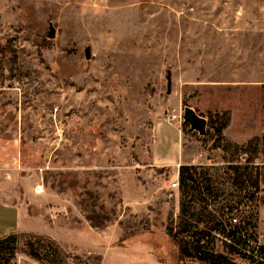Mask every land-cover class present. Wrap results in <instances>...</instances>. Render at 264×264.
<instances>
[{
  "label": "rangeland",
  "instance_id": "374dc122",
  "mask_svg": "<svg viewBox=\"0 0 264 264\" xmlns=\"http://www.w3.org/2000/svg\"><path fill=\"white\" fill-rule=\"evenodd\" d=\"M224 110L226 141L258 138V189L215 145ZM263 137L264 0H0V206L27 210L17 232L55 239L66 264H183L170 230L264 244ZM182 164L199 172L184 193Z\"/></svg>",
  "mask_w": 264,
  "mask_h": 264
},
{
  "label": "trees",
  "instance_id": "16d2710c",
  "mask_svg": "<svg viewBox=\"0 0 264 264\" xmlns=\"http://www.w3.org/2000/svg\"><path fill=\"white\" fill-rule=\"evenodd\" d=\"M183 103L185 105V100H183ZM230 121V110L216 112L210 118L209 122L214 128L213 138L215 139V145L223 151L230 153L231 158L228 161L231 163L228 168L234 182L241 185L250 184L258 189L261 173L257 167L251 164L253 159L260 153L258 138H251L242 145L229 140L226 141L223 131L228 127ZM184 124L186 125L187 123L184 122ZM254 142H256V145L251 149ZM234 149H237L240 155H245V162L232 164L235 161L233 156ZM178 179L184 193L189 183H193L194 186L197 183L199 179L198 166L195 164L180 165ZM168 233L179 248L183 264H264V244L257 243L254 238L252 239L255 244H251L249 242L251 240L244 232H235L234 230L220 232L223 234V237L220 238L221 244L217 248L215 246L210 247L207 240L205 242L204 239H206L205 237L209 232L207 234H205L206 232H202L203 235L200 236L190 234L188 238H177L172 234V230ZM21 242L24 243L25 249L20 248ZM39 247H47L56 254L55 262H52L53 264H66L68 256L55 239L45 234L28 231H15L0 236V264H13L17 253L20 251L40 264H49V255L42 254Z\"/></svg>",
  "mask_w": 264,
  "mask_h": 264
},
{
  "label": "water",
  "instance_id": "95a60500",
  "mask_svg": "<svg viewBox=\"0 0 264 264\" xmlns=\"http://www.w3.org/2000/svg\"><path fill=\"white\" fill-rule=\"evenodd\" d=\"M49 36L50 37L55 36L54 26H51ZM85 52H86V57L90 58L91 47L88 46ZM183 119H184V122L189 125V130L191 132H197L201 136H204L207 134L208 119L205 116L201 115L195 108L189 105L187 106L185 105ZM263 141H264V137H263ZM263 152H264V145H263Z\"/></svg>",
  "mask_w": 264,
  "mask_h": 264
},
{
  "label": "crops",
  "instance_id": "0c3cea01",
  "mask_svg": "<svg viewBox=\"0 0 264 264\" xmlns=\"http://www.w3.org/2000/svg\"><path fill=\"white\" fill-rule=\"evenodd\" d=\"M4 216L3 232L0 236L5 233L15 232L20 229V226L24 224L28 217V212L25 209L19 207H2L0 206V217ZM26 225V224H25ZM10 226V228H8ZM51 235V234H50Z\"/></svg>",
  "mask_w": 264,
  "mask_h": 264
},
{
  "label": "built area",
  "instance_id": "2783aa9c",
  "mask_svg": "<svg viewBox=\"0 0 264 264\" xmlns=\"http://www.w3.org/2000/svg\"><path fill=\"white\" fill-rule=\"evenodd\" d=\"M172 186H173L174 188H178V187H179V179H178V178H176V179L172 182ZM41 191H42V189H41L40 187H38V188H37V192H41ZM233 220H234L235 222L238 221L237 218H233Z\"/></svg>",
  "mask_w": 264,
  "mask_h": 264
}]
</instances>
